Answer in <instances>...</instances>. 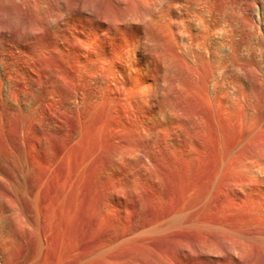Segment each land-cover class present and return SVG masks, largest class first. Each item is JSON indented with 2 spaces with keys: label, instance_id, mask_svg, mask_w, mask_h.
I'll return each instance as SVG.
<instances>
[{
  "label": "rangeland",
  "instance_id": "obj_1",
  "mask_svg": "<svg viewBox=\"0 0 264 264\" xmlns=\"http://www.w3.org/2000/svg\"><path fill=\"white\" fill-rule=\"evenodd\" d=\"M0 264H264V0H0Z\"/></svg>",
  "mask_w": 264,
  "mask_h": 264
}]
</instances>
